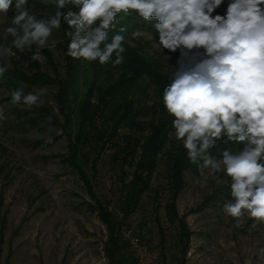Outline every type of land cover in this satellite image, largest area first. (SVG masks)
<instances>
[{"label": "clouds", "instance_id": "clouds-1", "mask_svg": "<svg viewBox=\"0 0 264 264\" xmlns=\"http://www.w3.org/2000/svg\"><path fill=\"white\" fill-rule=\"evenodd\" d=\"M51 3L54 14L38 19L29 0H0V17L13 13L0 43V77L9 71L13 57L20 58L18 53H31L32 61L42 62L43 49L61 43L52 36L62 24L67 25L68 57L119 66L125 59L127 33V27L117 28L121 14L155 21V37L137 28L131 32L132 39H150L152 48L160 52L196 50L191 67L172 71L171 82L163 89V104L175 130L169 135L182 142L201 176L209 170L215 181H228L227 185L230 178L233 200L224 203L221 211L225 218H234L233 228H245L247 219L252 221L249 231L264 226V0H229L224 15H213L224 0ZM109 32L113 33L110 42ZM26 87L21 83L10 90L11 105L24 111L43 106L47 89L26 92ZM6 120L5 108L0 106V122ZM221 143L243 144V148L234 152L220 148ZM261 259L264 248L245 264H258Z\"/></svg>", "mask_w": 264, "mask_h": 264}, {"label": "rangeland", "instance_id": "rangeland-1", "mask_svg": "<svg viewBox=\"0 0 264 264\" xmlns=\"http://www.w3.org/2000/svg\"><path fill=\"white\" fill-rule=\"evenodd\" d=\"M228 3L229 0H224L213 15H224ZM33 12L38 19L48 18L47 13ZM12 17L11 11L9 18L0 17V43L4 42V28L11 24ZM58 34L59 30H55L52 38L56 39ZM152 43L147 38L131 41L144 54L162 57L165 71L170 75L172 71L191 67L195 49L160 52L152 48ZM49 51L63 73L65 60L61 51L56 46ZM13 58L21 70L28 72L25 62ZM40 63L44 72L53 75L46 57ZM79 65L75 98L84 96L92 78L89 61L82 59ZM34 88L37 87H26L27 92ZM46 89L45 104L57 112L58 89ZM8 97L9 91L0 86V106L5 108L7 116L6 121L0 122L1 264H110L105 252L110 235L106 225L89 208L94 203L78 174L63 162L68 153V140L62 129L50 122L24 126L13 115ZM75 98L71 100L73 110L78 104ZM76 126L77 120H74ZM50 137L58 140L50 142L51 145L36 144L52 141ZM113 154L114 149L110 147L101 153L94 184L101 198L117 203L124 189L119 166L112 161ZM167 183V172L162 167L155 175L152 189L123 231L140 236L160 251V264H245L264 248L262 226L249 231L252 221L245 217L247 226L235 229L234 218H225L221 211L224 203L233 200L230 178L228 185V181L217 182L206 170L204 176L187 172L185 186L177 199L179 217L192 233L187 253L183 255L181 230L168 216ZM189 251L193 252L191 259L187 258ZM258 264H264V259Z\"/></svg>", "mask_w": 264, "mask_h": 264}, {"label": "trees", "instance_id": "trees-1", "mask_svg": "<svg viewBox=\"0 0 264 264\" xmlns=\"http://www.w3.org/2000/svg\"><path fill=\"white\" fill-rule=\"evenodd\" d=\"M29 5L33 11L47 13L48 17L55 12L51 0L47 5L44 0H29ZM121 16L122 21L117 28L127 27L123 45L126 49L123 53L124 62L116 67L111 63L101 65L98 61L89 62L92 78L82 98H75L74 95L82 58L73 59L66 55L68 40L64 37L67 28L64 24L56 37L61 41L56 48L65 60L63 73L48 49L43 50V55L48 59L53 75L44 72L40 62L32 61L31 53H18L28 72L21 70L18 62L12 58V67L0 77V86L9 92L21 83L27 87L58 89L55 96L57 112L44 104L31 111L12 105V113L24 126L50 122L62 129L68 140V153L63 157V162L78 174L94 203L89 204V208L106 225L110 235L105 252L110 264H136L123 231L146 193L152 189L155 175L162 167L168 179L169 220L173 224L178 223L183 242L182 254L186 255L192 233L179 217L177 199L185 186L186 173L199 172L197 165L188 160L182 142L169 135L175 130L171 124L173 117L163 104V89L171 82V75L165 71L162 57L148 56L131 44V32L137 28L155 37V21L145 22L135 14L126 18L123 14ZM112 35L109 32L108 42ZM73 98L78 100L76 110L72 109ZM7 100L10 103V96ZM48 117H51V121ZM74 120H77L76 128ZM49 139L52 141H38L36 144L51 145L50 142L58 140L57 137ZM109 147L114 149L112 161L119 166L124 189L117 203L101 198L94 184L101 153ZM219 147H230L235 152L243 148V144L221 143ZM212 151L218 155V150ZM94 155L97 156L92 160ZM262 229L264 232V226ZM2 244L0 239V264ZM161 244L164 247V238Z\"/></svg>", "mask_w": 264, "mask_h": 264}, {"label": "built area", "instance_id": "built-area-1", "mask_svg": "<svg viewBox=\"0 0 264 264\" xmlns=\"http://www.w3.org/2000/svg\"><path fill=\"white\" fill-rule=\"evenodd\" d=\"M124 238L129 243V250L132 253L136 264H160L161 253L154 249L147 241L140 236L132 235L131 233L124 232ZM193 252L189 251L187 258L191 259Z\"/></svg>", "mask_w": 264, "mask_h": 264}]
</instances>
